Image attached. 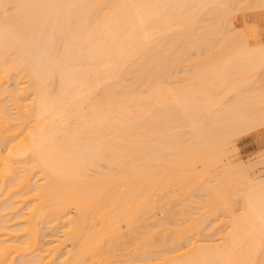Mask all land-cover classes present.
<instances>
[{
  "label": "bare ground",
  "instance_id": "1",
  "mask_svg": "<svg viewBox=\"0 0 264 264\" xmlns=\"http://www.w3.org/2000/svg\"><path fill=\"white\" fill-rule=\"evenodd\" d=\"M261 121L264 0H0V264H264Z\"/></svg>",
  "mask_w": 264,
  "mask_h": 264
},
{
  "label": "rangeland",
  "instance_id": "2",
  "mask_svg": "<svg viewBox=\"0 0 264 264\" xmlns=\"http://www.w3.org/2000/svg\"><path fill=\"white\" fill-rule=\"evenodd\" d=\"M261 122L250 126L244 130L246 133L242 131L243 133L241 132L235 137L234 143L237 152L234 158L237 159L236 161L239 160L243 163H248L251 160L256 161V159L259 160L262 158V155H258L261 154L259 152H264V121ZM253 172L254 174L264 176V174H260L264 173V164H259Z\"/></svg>",
  "mask_w": 264,
  "mask_h": 264
}]
</instances>
